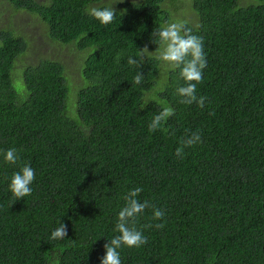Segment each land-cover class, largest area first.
Returning <instances> with one entry per match:
<instances>
[{"label":"trees","instance_id":"obj_1","mask_svg":"<svg viewBox=\"0 0 264 264\" xmlns=\"http://www.w3.org/2000/svg\"><path fill=\"white\" fill-rule=\"evenodd\" d=\"M186 1H124L108 25L86 11L101 0L1 1L11 19L29 12L50 40L73 44L82 80L70 87L57 58L23 63L28 37L12 23L0 29V264H100L137 187L165 216L145 211L136 226L147 243L120 249L121 264H264V0ZM177 21L203 39V108L180 103L178 70L152 57L128 64ZM165 106L175 114L149 132ZM197 131L201 143L178 158ZM12 148L14 165L3 158ZM25 164L32 193L15 201L8 185ZM60 223L67 237L51 240ZM156 223L164 227H147Z\"/></svg>","mask_w":264,"mask_h":264},{"label":"clouds","instance_id":"obj_2","mask_svg":"<svg viewBox=\"0 0 264 264\" xmlns=\"http://www.w3.org/2000/svg\"><path fill=\"white\" fill-rule=\"evenodd\" d=\"M124 0H107L105 6H89L87 14L99 21L102 25L111 24L117 15L123 16L127 10L123 9L119 13L116 12L113 5L123 3ZM152 42L156 45L155 51L149 52L147 46L138 50L139 59L129 57L128 64L140 68L144 58L152 57L157 60L160 65L170 71H177L185 86L178 87L176 92L181 98L180 103L191 105L196 103L200 108L204 107L206 97L197 96V85L202 82L203 70L206 67V55L202 37L193 35L190 29H186L183 22H171L155 30L151 34ZM119 60V55L117 56ZM144 75L139 71L134 77V83L140 84ZM175 114V110L170 106H165L162 110L153 116L148 125L149 132H156L162 125ZM87 132V128H85ZM201 143V135L197 132H192L180 141V146L177 147L175 155L178 158H183L185 148L193 147ZM4 161L7 164L14 165L19 160L17 150L15 148L8 149L3 154ZM35 171L30 165H23L19 171L12 174L8 191L11 193V198L15 201L24 199L32 193V187L35 180ZM142 189L137 187L130 190L123 197L124 206L120 209L117 216L115 232L118 235L114 236L108 243L105 244V255L102 257L100 264H121L120 249L139 248L147 243V237L137 228L139 218L147 209H152V220H163L165 213L152 205L149 201H141L138 199ZM147 227H155L162 229L163 223L149 224ZM67 226L63 223L59 224L50 236L51 240H63L67 237ZM59 264V260L55 262Z\"/></svg>","mask_w":264,"mask_h":264},{"label":"rangeland","instance_id":"obj_3","mask_svg":"<svg viewBox=\"0 0 264 264\" xmlns=\"http://www.w3.org/2000/svg\"><path fill=\"white\" fill-rule=\"evenodd\" d=\"M0 0V29L13 24L15 29L20 30L23 34L28 37L32 50L30 49L27 55L24 56L23 63L34 64L37 62V57H51L57 58L64 66H65V74L68 75V85L70 87H75L76 91L79 88V83L81 82L82 78L77 73L78 69V55H80L79 50L72 44V45H58L52 40H50L45 30L36 24L33 15L29 12L22 11L21 13H16L15 16L11 19L10 18V11L5 8L3 4H1ZM37 2H45L46 0H35ZM124 1H131V2H139L141 0H124ZM244 1V0H243ZM107 0H101V3L106 4ZM114 3L115 0H112ZM116 5V4H115ZM8 6V5H6ZM96 6V5H93ZM188 7V3L181 2L179 3L180 8ZM37 51H34L35 48ZM22 61L18 62L15 65V72L14 77L18 78L19 73L23 68ZM71 96L74 95V90L70 91Z\"/></svg>","mask_w":264,"mask_h":264}]
</instances>
